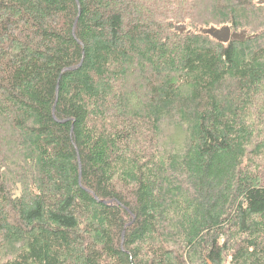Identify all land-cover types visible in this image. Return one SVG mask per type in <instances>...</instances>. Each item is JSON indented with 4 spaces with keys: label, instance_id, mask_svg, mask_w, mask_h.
Listing matches in <instances>:
<instances>
[{
    "label": "trees",
    "instance_id": "1",
    "mask_svg": "<svg viewBox=\"0 0 264 264\" xmlns=\"http://www.w3.org/2000/svg\"><path fill=\"white\" fill-rule=\"evenodd\" d=\"M263 1L0 0V264H264Z\"/></svg>",
    "mask_w": 264,
    "mask_h": 264
},
{
    "label": "water",
    "instance_id": "2",
    "mask_svg": "<svg viewBox=\"0 0 264 264\" xmlns=\"http://www.w3.org/2000/svg\"><path fill=\"white\" fill-rule=\"evenodd\" d=\"M185 30L186 28H182L180 32L184 33ZM209 34L215 37L218 41L225 42V43H228L231 40L244 42L247 37V33H240V34L232 33L231 29L229 28L222 29V30H210ZM123 241H124V237H123Z\"/></svg>",
    "mask_w": 264,
    "mask_h": 264
}]
</instances>
